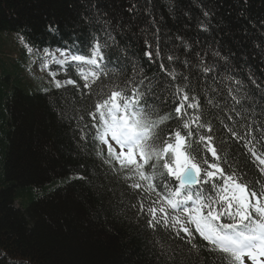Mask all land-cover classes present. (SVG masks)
Segmentation results:
<instances>
[{"label":"trees","instance_id":"16d2710c","mask_svg":"<svg viewBox=\"0 0 264 264\" xmlns=\"http://www.w3.org/2000/svg\"><path fill=\"white\" fill-rule=\"evenodd\" d=\"M97 15L111 22L120 46L135 53L149 74L157 68L148 65L145 41L153 43L155 34L162 56L167 50L193 64V52L218 49L235 69L229 74L262 99L249 73L264 88V0H0V264H191L163 234L154 238L145 231L135 209H125L127 218L117 217L122 200L135 203L139 196L134 199L105 175L98 159L78 147L71 117L94 110L100 97L71 86L67 92L45 90L51 72L61 78L67 65L44 68L36 51L47 50L57 59H63L61 52L86 54L92 36H101L105 27L96 22ZM51 24L57 26L55 33L49 31ZM207 59L212 61L210 53ZM220 63L218 72L223 71ZM177 70L185 71L182 65ZM188 75L199 93L201 74L189 68ZM102 88L108 91L103 84L95 91ZM201 104L206 114L219 111L203 97ZM55 108L69 118L60 119ZM156 239L168 249L167 256L153 247Z\"/></svg>","mask_w":264,"mask_h":264},{"label":"snow or ice","instance_id":"6c2138e0","mask_svg":"<svg viewBox=\"0 0 264 264\" xmlns=\"http://www.w3.org/2000/svg\"><path fill=\"white\" fill-rule=\"evenodd\" d=\"M129 11H135V4ZM96 22L105 27L101 36H92L86 54L61 52L63 59L47 50L35 54L44 68L67 65L61 78L60 72H51L46 91L67 92L71 86L82 95L100 97L94 110L71 117L76 121L73 135L86 155L100 161L105 175L123 184L134 199L139 196L135 203L122 200L117 217L127 218L125 209H135L145 231L154 238L163 234L177 246L173 251L187 253L191 264H246V259L264 264V88L249 73L262 99L250 95L248 85L229 74L235 69L218 49L193 52L195 64L167 50L162 56L155 34L153 43L145 41L144 56L157 68L149 74L135 53L120 46L110 21L97 15ZM49 31L55 33L57 26L49 25ZM220 62L223 71L218 72ZM181 65L185 71L177 70ZM189 68L201 74L199 93ZM101 84L106 93L95 91ZM201 97L219 111H201ZM54 110L60 119L69 118L65 110ZM157 246L167 256L159 239L153 243Z\"/></svg>","mask_w":264,"mask_h":264},{"label":"rangeland","instance_id":"374dc122","mask_svg":"<svg viewBox=\"0 0 264 264\" xmlns=\"http://www.w3.org/2000/svg\"><path fill=\"white\" fill-rule=\"evenodd\" d=\"M246 264H251V262L250 261H247V259H246Z\"/></svg>","mask_w":264,"mask_h":264}]
</instances>
